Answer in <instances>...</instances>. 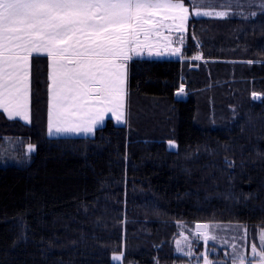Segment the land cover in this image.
Instances as JSON below:
<instances>
[{"label": "trees", "instance_id": "obj_1", "mask_svg": "<svg viewBox=\"0 0 264 264\" xmlns=\"http://www.w3.org/2000/svg\"><path fill=\"white\" fill-rule=\"evenodd\" d=\"M260 3H186L192 13L227 15L190 17L184 61L133 58L126 124L108 118L93 135H48L49 62L33 61L31 122L0 114V264L184 263L190 259L177 240L200 221L243 225L258 237L264 229ZM196 54L203 60L188 64ZM8 136L21 138L22 147L7 146ZM29 142L36 145L31 155ZM116 254L122 259L114 261Z\"/></svg>", "mask_w": 264, "mask_h": 264}, {"label": "snow or ice", "instance_id": "obj_2", "mask_svg": "<svg viewBox=\"0 0 264 264\" xmlns=\"http://www.w3.org/2000/svg\"><path fill=\"white\" fill-rule=\"evenodd\" d=\"M186 3L213 6V0H0V114L31 122L32 63L46 56L50 136L93 134L109 114L124 122L129 61L143 56L145 49L149 57L180 53V48H170V36H163L162 44L151 38L161 37L162 29H175L183 44L189 19ZM259 8L264 12V0ZM195 15L227 13L197 11ZM34 150L30 145L29 152ZM201 235L206 241L215 240L207 233ZM259 239V251L251 246L257 259L246 261L237 253L232 264H264V232ZM204 264H209L207 256Z\"/></svg>", "mask_w": 264, "mask_h": 264}, {"label": "rangeland", "instance_id": "obj_3", "mask_svg": "<svg viewBox=\"0 0 264 264\" xmlns=\"http://www.w3.org/2000/svg\"><path fill=\"white\" fill-rule=\"evenodd\" d=\"M188 7L187 5H185ZM199 11L203 12H211L216 13L215 10H200L197 9L192 11L189 9V19L192 15ZM197 16V15H196ZM200 16V15H199ZM212 16V15H211ZM189 19L185 22V31L182 34L184 41L187 36V29L189 25ZM161 37L153 36L151 39L154 44H162L163 36H170L172 39V43L170 44V48H181L183 44H180L177 37L181 34L176 32L175 29L169 31L168 29L161 30ZM143 39V37H141ZM199 56L200 59H194V57ZM192 58H188V64L198 63L203 60L201 54H196ZM50 71V69H49ZM33 63L31 68V92H30V103H29V115L32 120V94H33ZM50 83V81H49ZM183 91L186 92L185 87L183 86ZM180 92V90H179ZM178 92V93H179ZM126 97H125V121L122 123H118L114 117H111L110 114L106 117L103 125L107 122L108 118H113L114 121L118 124H126L127 122V106H128V97H129V63L127 65V85H126ZM185 96V94H183ZM25 122L24 120H22ZM28 123V122H26ZM102 125V126H103ZM96 132V131H95ZM94 132V133H95ZM48 133V128H47ZM93 133V134H94ZM90 134V135H93ZM49 135V134H48ZM60 135H77V134H53L51 136H60ZM84 135V134H79ZM11 136L6 137L4 141H6V145L13 147L14 142L11 141ZM20 143V147H22V141ZM34 145L36 150V145L32 142H29L25 146V153L27 155H31L34 151L29 152V146ZM170 147L176 148L177 143L172 141ZM7 149V148H6ZM197 225H208L207 229L197 228ZM264 232V229L259 230L258 237L256 239L252 238L246 226L232 223H207V222H196L193 229H182L181 236L177 240L178 251L182 254L189 256V261L179 264H204V257L207 256L209 260V264H232L233 258L237 255L245 257L246 261H252L257 259L254 257V254L251 251V246L255 244L257 246V251L260 250L261 241L259 239L260 234ZM202 233H207V235L215 236V240H205ZM121 254H116L114 256H120ZM113 256V257H114ZM121 257V256H120ZM114 260V259H113ZM118 261V260H114Z\"/></svg>", "mask_w": 264, "mask_h": 264}, {"label": "crops", "instance_id": "obj_4", "mask_svg": "<svg viewBox=\"0 0 264 264\" xmlns=\"http://www.w3.org/2000/svg\"><path fill=\"white\" fill-rule=\"evenodd\" d=\"M197 10V9H196ZM200 10H205V9H200ZM195 11V10H194ZM188 30V29H187ZM156 37V36H155ZM186 40H187V36H186ZM186 40L184 41V43H183V46L180 48V53L178 54V55H171V54H167V55H164V56H152V57H149L148 55H147V50L145 49L144 50V55L143 56H139V58L141 57V58H144V57H146V58H174V59H180L181 61H184L185 59H187L186 57H185V54H184V47H185V44H186ZM172 48V47H171ZM156 49L155 48H153V51H155ZM133 58H137L136 56H134ZM130 62L131 61H129V64H130ZM179 92V91H178ZM183 94H186V92H179L178 93V97H184V95ZM17 119H19V118H17ZM13 140V141H12ZM12 142H20V141H22L21 140V138H12ZM13 147H15V144L13 145Z\"/></svg>", "mask_w": 264, "mask_h": 264}]
</instances>
